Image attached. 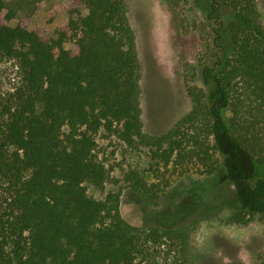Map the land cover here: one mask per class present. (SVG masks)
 I'll list each match as a JSON object with an SVG mask.
<instances>
[{
    "label": "trees",
    "instance_id": "trees-1",
    "mask_svg": "<svg viewBox=\"0 0 264 264\" xmlns=\"http://www.w3.org/2000/svg\"><path fill=\"white\" fill-rule=\"evenodd\" d=\"M205 1L212 39L190 117L207 121L222 159L203 152L206 173L217 192L233 188L235 221L247 223L264 217V25L258 0ZM43 2H0V64L16 69L13 87L0 89V264H148L150 242L186 243L187 230L135 227L120 214L119 194L96 200L85 187L102 190L108 180L101 140H153L143 131L126 0H73L50 40L6 23L29 20ZM135 184L157 197L155 185Z\"/></svg>",
    "mask_w": 264,
    "mask_h": 264
},
{
    "label": "rangeland",
    "instance_id": "rangeland-1",
    "mask_svg": "<svg viewBox=\"0 0 264 264\" xmlns=\"http://www.w3.org/2000/svg\"><path fill=\"white\" fill-rule=\"evenodd\" d=\"M257 3L264 25V0ZM126 4L141 65L143 131L153 140L134 147L116 138L101 140L108 180L102 190L86 183L88 195L105 200L110 193L119 194L121 216L143 230H187L186 243L166 237L157 244L150 242L148 264H264V217L235 221L233 188L217 192L216 179L207 175L202 159L206 151L217 161L222 159L212 149L207 121L190 117L195 106L191 93L200 98L205 92L201 65L212 39L204 17L206 1L126 0ZM73 5V0H44L37 19L23 20L18 14L6 23L12 27L22 23L50 40L56 27L66 23ZM87 14L82 8L81 15ZM65 47L72 50L74 43ZM15 79L13 63H1L0 89L10 90ZM167 151L170 159L165 158ZM136 180L155 185L157 197L150 199Z\"/></svg>",
    "mask_w": 264,
    "mask_h": 264
},
{
    "label": "crops",
    "instance_id": "crops-1",
    "mask_svg": "<svg viewBox=\"0 0 264 264\" xmlns=\"http://www.w3.org/2000/svg\"><path fill=\"white\" fill-rule=\"evenodd\" d=\"M39 10H40V9H39ZM39 10H38V11H39ZM38 11H36V13L33 15V17L31 18V21H32V19H34V17H35V19L38 18V15H39ZM67 20H68V18L66 19V22H67ZM31 21H29L28 24H30ZM65 24H66V23H65ZM65 24H64V25H65ZM64 25H62V26H64ZM59 27H61V26H58V27H56V28H59ZM56 28L53 27V29H56Z\"/></svg>",
    "mask_w": 264,
    "mask_h": 264
}]
</instances>
